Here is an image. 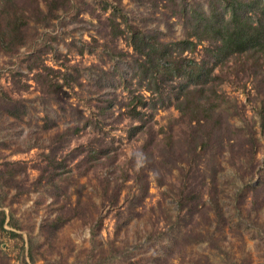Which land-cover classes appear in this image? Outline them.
<instances>
[{"label": "rangeland", "instance_id": "374dc122", "mask_svg": "<svg viewBox=\"0 0 264 264\" xmlns=\"http://www.w3.org/2000/svg\"><path fill=\"white\" fill-rule=\"evenodd\" d=\"M181 3H15L20 39L0 35V264H264V207H253L264 179V54L214 66L224 144L203 148L199 125L175 107L178 80L157 87L161 98L146 90L126 34L109 32L116 5L117 21L123 13L179 40ZM209 45L183 55L200 60ZM135 96L145 104L131 116ZM211 182L226 222L178 206L190 190L208 201Z\"/></svg>", "mask_w": 264, "mask_h": 264}, {"label": "trees", "instance_id": "16d2710c", "mask_svg": "<svg viewBox=\"0 0 264 264\" xmlns=\"http://www.w3.org/2000/svg\"><path fill=\"white\" fill-rule=\"evenodd\" d=\"M2 1V0H1ZM175 2V0H169ZM179 13L183 18L184 37L179 40H162L158 30H144L128 23L122 13L117 21L118 6H114L110 22V35L117 38L126 34L129 45L133 50L134 69L138 72V80L146 90L162 94L158 90L161 83L178 80L176 94V109L185 114L191 121L199 125L195 128L202 133L195 136L196 143L200 139L201 147H223L224 138L220 135V120L222 112L220 105L214 99L215 91L210 88L217 76L213 75L214 66L234 53L253 52V55L264 54V0H180ZM192 2V3H189ZM15 3L18 0H3L0 7V35L12 42L20 39L19 29L23 13L16 14ZM187 3V6H182ZM125 23L124 27L120 24ZM203 41H208L200 60L187 57L184 52H194ZM18 43V42H15ZM184 80V81H182ZM189 84H192L189 87ZM205 89L213 93L206 92ZM136 102L128 110L131 116L140 112L137 106L145 104L142 96H135ZM261 128L264 132V105L260 111ZM202 126L203 128H200ZM215 135V139H211ZM204 139V140H203ZM197 156H201L199 153ZM217 177V176H216ZM217 185V184H216ZM264 189V179L255 185L253 207H264V196L260 197ZM217 187L211 182L208 187V201L202 194L190 190L178 196V206L184 214H200L211 211L215 221H228L221 212L220 200L216 196ZM194 192V193H193ZM207 206H206V205ZM1 222L4 221V211H0ZM100 219V218H99ZM63 218L58 216L53 222L61 224ZM224 223V222H223ZM91 235H96L99 220L91 225ZM165 262L176 264L171 258H163Z\"/></svg>", "mask_w": 264, "mask_h": 264}]
</instances>
